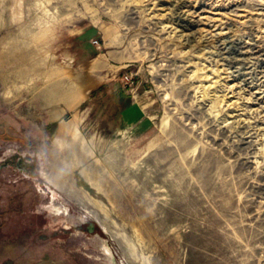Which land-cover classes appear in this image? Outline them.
Listing matches in <instances>:
<instances>
[{
	"label": "rangeland",
	"instance_id": "obj_1",
	"mask_svg": "<svg viewBox=\"0 0 264 264\" xmlns=\"http://www.w3.org/2000/svg\"><path fill=\"white\" fill-rule=\"evenodd\" d=\"M0 245L264 264V0H0Z\"/></svg>",
	"mask_w": 264,
	"mask_h": 264
},
{
	"label": "crops",
	"instance_id": "obj_2",
	"mask_svg": "<svg viewBox=\"0 0 264 264\" xmlns=\"http://www.w3.org/2000/svg\"><path fill=\"white\" fill-rule=\"evenodd\" d=\"M99 55L100 54H98L96 57L89 55L88 58L89 60H93L97 58ZM116 89L117 88H115V90ZM119 90L121 91V88ZM124 93L126 95L129 94L128 92H124ZM85 101L86 100H84L82 103H84ZM138 106H139V102H136L133 98V100L131 101V104L124 108L123 114L121 116L125 117V115L131 109H134L135 107H138ZM0 264H70V263L68 262L66 258H63V257H46V258H40V259H35V260H22L20 258V255L14 254V252L10 248L5 249L4 246L0 245Z\"/></svg>",
	"mask_w": 264,
	"mask_h": 264
},
{
	"label": "trees",
	"instance_id": "obj_3",
	"mask_svg": "<svg viewBox=\"0 0 264 264\" xmlns=\"http://www.w3.org/2000/svg\"><path fill=\"white\" fill-rule=\"evenodd\" d=\"M108 93H111L110 98H108V100L110 101V109L116 108V116H118V114H120L125 107L131 104V98L123 91L110 90Z\"/></svg>",
	"mask_w": 264,
	"mask_h": 264
},
{
	"label": "bare ground",
	"instance_id": "obj_4",
	"mask_svg": "<svg viewBox=\"0 0 264 264\" xmlns=\"http://www.w3.org/2000/svg\"><path fill=\"white\" fill-rule=\"evenodd\" d=\"M64 126V125H63ZM65 128H66V126L65 127H61L60 129H59V134H61V133H63V132H65ZM69 128V127H68ZM69 130V129H68ZM52 182H54V183H56L57 184V178L55 177V176H49L48 177ZM58 211H60V210H56V213H59ZM104 247V246H103ZM101 248V247H100Z\"/></svg>",
	"mask_w": 264,
	"mask_h": 264
},
{
	"label": "built area",
	"instance_id": "obj_5",
	"mask_svg": "<svg viewBox=\"0 0 264 264\" xmlns=\"http://www.w3.org/2000/svg\"><path fill=\"white\" fill-rule=\"evenodd\" d=\"M98 43L97 41H95V44ZM126 85L127 87H130L132 88L134 85H135V79L134 77H129V76H126Z\"/></svg>",
	"mask_w": 264,
	"mask_h": 264
},
{
	"label": "flooded vegetation",
	"instance_id": "obj_6",
	"mask_svg": "<svg viewBox=\"0 0 264 264\" xmlns=\"http://www.w3.org/2000/svg\"><path fill=\"white\" fill-rule=\"evenodd\" d=\"M88 229H89L90 232L93 230L92 224L89 225V228Z\"/></svg>",
	"mask_w": 264,
	"mask_h": 264
}]
</instances>
